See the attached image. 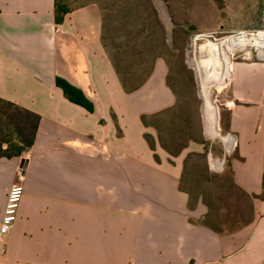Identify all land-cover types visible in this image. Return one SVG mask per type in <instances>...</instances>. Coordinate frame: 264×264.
<instances>
[{
	"label": "crops",
	"instance_id": "obj_1",
	"mask_svg": "<svg viewBox=\"0 0 264 264\" xmlns=\"http://www.w3.org/2000/svg\"><path fill=\"white\" fill-rule=\"evenodd\" d=\"M96 4L56 23L55 0H0V98L41 117L35 143L0 158V226L22 184L17 221L0 234V264H264V60L233 63L224 107L235 185L252 216L235 231L206 224L208 206L181 189L186 155L151 149L142 121L177 95L159 58L126 92L104 44ZM57 77L83 92L72 103Z\"/></svg>",
	"mask_w": 264,
	"mask_h": 264
},
{
	"label": "rangeland",
	"instance_id": "obj_2",
	"mask_svg": "<svg viewBox=\"0 0 264 264\" xmlns=\"http://www.w3.org/2000/svg\"><path fill=\"white\" fill-rule=\"evenodd\" d=\"M67 2L70 8L99 6L106 47L122 62L126 75H145L159 58L167 62L168 83L176 92L177 104L168 114L147 119L151 131L147 136L155 149H164L162 141L176 156H187L182 186L190 193L191 205L199 202L200 194L204 195L203 202L210 206L205 222L223 231L243 227L251 219L252 206L233 186L229 165L236 147L229 152L221 139L233 136L224 130V93L230 75L222 84L209 86L213 127L220 133L212 137L206 125L201 77L194 58H199L208 44L198 36L239 39L243 33L264 31V0ZM254 45L257 46L253 39L244 48H231L230 67L237 61L257 59L259 47ZM213 162L219 166L222 163V170L214 171Z\"/></svg>",
	"mask_w": 264,
	"mask_h": 264
},
{
	"label": "trees",
	"instance_id": "obj_3",
	"mask_svg": "<svg viewBox=\"0 0 264 264\" xmlns=\"http://www.w3.org/2000/svg\"><path fill=\"white\" fill-rule=\"evenodd\" d=\"M68 0H55V11H56V23L60 24L63 21L64 15L69 13L73 8H70L68 5ZM104 44H105V39ZM106 47V44H105ZM109 57L113 62V65L119 75L121 83L126 92H133L138 89L145 80L150 76L154 63L152 67H150L149 71L143 76H133L132 74L126 75L124 70L122 69V62H119L117 58L109 52L106 47ZM134 64V62H133ZM56 85L60 89L63 90L65 96L74 104L79 105L87 109L89 112H93L92 103L85 97L83 92L71 85L65 79L57 77ZM170 85V84H169ZM171 86V85H170ZM172 88V87H171ZM173 89V88H172ZM174 91V89H173ZM175 92V91H174ZM176 94V92H175ZM173 109V108H172ZM172 109L166 110L164 112L158 113L153 116H143L142 121L146 127H148L147 119L154 117L159 118L163 115L168 114ZM41 117L16 103L0 98V158L11 159L14 157H20L25 154L29 149H31L35 143L37 131L39 128ZM224 130L226 133H229V124H228V114L226 117V121L224 122ZM145 138L151 147V149L155 150V144L149 140L147 134ZM162 147L169 152L171 155L176 156L173 151L168 149V147L162 142ZM190 158V157H189ZM184 177V174H183ZM183 178L181 180V189L185 190L188 194H190L185 188L182 186ZM234 188L241 193L246 199L251 202V197L245 194L242 190H240L233 181ZM190 196V195H189ZM204 199V195L200 194L198 199ZM260 198L264 199V194L260 196ZM209 209L210 206L206 204ZM209 226L213 227L216 231L222 232L223 230L218 229L206 222Z\"/></svg>",
	"mask_w": 264,
	"mask_h": 264
},
{
	"label": "bare ground",
	"instance_id": "obj_4",
	"mask_svg": "<svg viewBox=\"0 0 264 264\" xmlns=\"http://www.w3.org/2000/svg\"><path fill=\"white\" fill-rule=\"evenodd\" d=\"M250 37V38H249ZM199 40L205 39L208 43L206 49L202 51L199 58H194L195 65L201 77V90L204 98V114L207 129L212 137H219L220 133L213 127L212 108L210 100V85H220L230 75V50L233 47L244 48L249 40H255L259 47L260 57L264 58V32L243 35V38L230 37L225 39H216L210 35H201ZM199 49V47H198ZM194 52L197 50L194 48ZM211 87V86H210ZM226 148L231 151L235 146L233 136H221Z\"/></svg>",
	"mask_w": 264,
	"mask_h": 264
},
{
	"label": "built area",
	"instance_id": "obj_5",
	"mask_svg": "<svg viewBox=\"0 0 264 264\" xmlns=\"http://www.w3.org/2000/svg\"><path fill=\"white\" fill-rule=\"evenodd\" d=\"M259 32H264V31H259ZM257 33V32H256ZM250 34H255V33H250ZM244 33L242 34V36ZM254 43V41H252ZM255 46V45H254ZM257 47V46H255ZM258 48V47H257ZM257 59L264 60V58L260 57L259 49H258V57ZM235 139V137H233ZM236 147V140H235V146ZM232 151V150H231ZM229 151V152H231ZM219 162V161H216ZM214 166V171H221L222 170V163L221 165H216L215 162H213ZM24 195V187L22 184H16L14 185L7 197V203L4 211V215L1 221V226H0V234L1 236H6L10 233V231L13 229L17 218L19 214V208L21 204L22 197Z\"/></svg>",
	"mask_w": 264,
	"mask_h": 264
}]
</instances>
